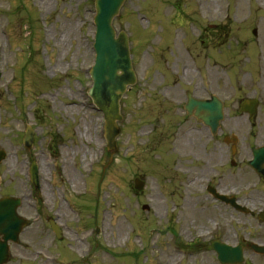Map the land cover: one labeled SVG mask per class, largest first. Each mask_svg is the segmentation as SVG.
<instances>
[{
    "label": "rangeland",
    "instance_id": "374dc122",
    "mask_svg": "<svg viewBox=\"0 0 264 264\" xmlns=\"http://www.w3.org/2000/svg\"><path fill=\"white\" fill-rule=\"evenodd\" d=\"M94 15V0H0V149L6 153L0 195L22 197L20 214L30 220L21 233L27 247L13 250L10 264H50L51 258L53 264H176L177 243L208 225L184 209V198L195 191L179 185L191 174L183 172L189 164L178 132L199 126L178 123L183 112L172 99L190 91L227 104L225 95L234 91L223 94V78L237 69L221 62L233 55L237 64L236 49L246 57L253 29L264 39V0H124L112 25L127 35L136 83L120 100L111 161L102 114L87 96ZM234 115L227 108L225 121ZM27 125L34 129L29 151L21 143ZM228 130L246 135L232 120ZM33 160L40 201L27 182ZM174 160L178 175L166 173ZM168 176L181 188L173 206ZM135 178L146 183L140 194ZM48 218L61 228L62 243H55ZM210 258L200 263L199 256L196 264H213Z\"/></svg>",
    "mask_w": 264,
    "mask_h": 264
},
{
    "label": "flooded vegetation",
    "instance_id": "af4514ba",
    "mask_svg": "<svg viewBox=\"0 0 264 264\" xmlns=\"http://www.w3.org/2000/svg\"><path fill=\"white\" fill-rule=\"evenodd\" d=\"M248 41L254 45L246 57L241 54L244 51L242 49L236 54L239 58L237 64L232 60L223 65L227 69H237L231 76L223 78L228 81L224 83L226 89H223V94L230 89L234 94L225 95L227 104L222 100L224 110L228 108L236 115L226 121L224 115L216 134L212 133L209 126L197 120L193 112L188 115L184 109L189 95L198 98L192 92L187 91L172 99L183 112L178 123L189 121L199 126L191 127L183 133L178 132V138L185 144L183 161L189 164L183 168V172L185 175L187 172L191 174L183 177V182L179 180V185L183 183L184 187L195 191L192 196L188 194L184 198V209L190 210L188 215L194 222L204 220L208 223L205 227L198 226L204 228L198 232L203 235L199 243H189L182 247L184 251L177 253L178 264H196L199 256L200 263L208 256L213 264H219L216 252L208 249V245L216 240L225 245V249L228 247L225 250L226 256L229 253L233 256L229 247L242 251L243 259L237 264H264V39ZM224 72L228 74L226 70ZM230 77L235 86L230 84ZM236 91L241 93L236 95ZM253 101L256 105L255 113L249 117L242 110H248ZM230 120L235 127L242 125L246 135L237 136L235 129L231 133L228 130ZM233 136L237 139L235 144L231 143ZM196 140L201 148L198 152L195 149ZM172 154L175 156L174 151ZM179 214L176 216L178 219L181 210ZM179 230L183 231L181 228ZM17 246L19 243H9L10 250H16Z\"/></svg>",
    "mask_w": 264,
    "mask_h": 264
},
{
    "label": "water",
    "instance_id": "95a60500",
    "mask_svg": "<svg viewBox=\"0 0 264 264\" xmlns=\"http://www.w3.org/2000/svg\"><path fill=\"white\" fill-rule=\"evenodd\" d=\"M124 0H95L96 27L93 49L95 53L94 65L90 70L92 87L88 95L96 108L102 112L105 121V137L108 150H114L115 138L118 135L117 121L122 117L119 113V100L128 85L135 82L131 68L127 37L123 32L115 36L111 25L113 18L118 14ZM187 109L195 110V116L216 130L218 121L222 118L221 104L213 98L211 101H195L189 99ZM31 130L24 137V144H31ZM3 154L0 153V159ZM36 169L32 168V177L36 182ZM143 183L136 180L135 188L141 190ZM17 202L0 201V234H5L4 241L18 234L26 224L22 219L15 217L14 206ZM53 230L58 234L56 227ZM7 260V249L0 246V264Z\"/></svg>",
    "mask_w": 264,
    "mask_h": 264
},
{
    "label": "bare ground",
    "instance_id": "6f19581e",
    "mask_svg": "<svg viewBox=\"0 0 264 264\" xmlns=\"http://www.w3.org/2000/svg\"><path fill=\"white\" fill-rule=\"evenodd\" d=\"M71 182H72L73 188H76L77 187V181L74 177L71 179Z\"/></svg>",
    "mask_w": 264,
    "mask_h": 264
}]
</instances>
